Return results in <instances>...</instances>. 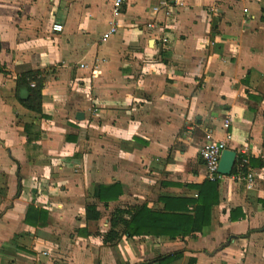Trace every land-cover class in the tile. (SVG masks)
Returning a JSON list of instances; mask_svg holds the SVG:
<instances>
[{"label": "crops", "instance_id": "crops-1", "mask_svg": "<svg viewBox=\"0 0 264 264\" xmlns=\"http://www.w3.org/2000/svg\"><path fill=\"white\" fill-rule=\"evenodd\" d=\"M160 1L102 40L109 0H0V264H264V0ZM207 132L237 152L209 225L127 235L136 208L194 214Z\"/></svg>", "mask_w": 264, "mask_h": 264}, {"label": "trees", "instance_id": "trees-1", "mask_svg": "<svg viewBox=\"0 0 264 264\" xmlns=\"http://www.w3.org/2000/svg\"><path fill=\"white\" fill-rule=\"evenodd\" d=\"M34 73L35 71L31 70L24 73V80L20 79V77L18 78L17 96L26 107L40 112L41 89L43 83L38 81L35 83V86H31L30 79H27ZM25 90L27 95L21 98V94ZM236 165L237 162L234 165L232 173H234ZM197 188L199 194L196 199L183 200V203L195 204L193 208L194 214L188 213L190 209L187 204L183 205L182 213H174V215L153 211L146 206L136 208L134 212L131 213V219L124 221L126 234L132 236L143 233H155L159 235L166 234L171 237H185L197 231H202L203 227L209 225L211 222V210L213 206L219 202L218 180L207 179L202 184H199ZM121 193L122 188L120 183L100 186L96 190L97 196L102 200L117 199ZM32 209L38 210L40 213V209L34 207H32ZM91 210L94 211L95 209L91 208ZM39 215L40 214H37V217ZM99 215V212H96L95 217ZM243 215L242 217H244ZM231 218H238V216H235L231 212ZM108 235L112 236L110 239H115L118 234L113 227L106 235L107 238L105 237V241L109 240Z\"/></svg>", "mask_w": 264, "mask_h": 264}, {"label": "built area", "instance_id": "built-area-1", "mask_svg": "<svg viewBox=\"0 0 264 264\" xmlns=\"http://www.w3.org/2000/svg\"><path fill=\"white\" fill-rule=\"evenodd\" d=\"M111 3V20L109 21L108 30L103 33L102 40H107L111 35L118 31L120 26L119 19L123 13L125 4L128 0H109ZM153 10L158 12L164 10L166 17H170L172 10L170 8V0H161L159 4L153 5ZM149 28H162L165 24L164 21L151 20L146 23ZM54 31H62L63 24L59 22L53 23ZM164 41H167V38H163ZM85 66V64H82ZM229 119L226 120L225 126H228ZM229 137V134L227 135ZM227 148L226 142L223 140L215 139L210 132H207L205 135V142L200 148V156L204 161V164L207 168V175L210 180H218L224 175L219 172V161L224 149ZM244 163L240 164L242 168ZM249 181L251 182V175H249ZM251 183L248 184L250 187Z\"/></svg>", "mask_w": 264, "mask_h": 264}, {"label": "water", "instance_id": "water-1", "mask_svg": "<svg viewBox=\"0 0 264 264\" xmlns=\"http://www.w3.org/2000/svg\"><path fill=\"white\" fill-rule=\"evenodd\" d=\"M237 158V152L233 149L226 148L223 150L219 161V172L223 175H230L234 168Z\"/></svg>", "mask_w": 264, "mask_h": 264}]
</instances>
